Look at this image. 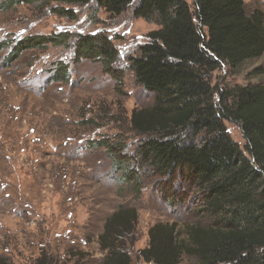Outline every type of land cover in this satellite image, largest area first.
<instances>
[{
	"label": "rangeland",
	"instance_id": "obj_1",
	"mask_svg": "<svg viewBox=\"0 0 264 264\" xmlns=\"http://www.w3.org/2000/svg\"><path fill=\"white\" fill-rule=\"evenodd\" d=\"M137 1L110 16L92 2L79 7L0 0V43H6L0 49V257L9 264H39L45 257L52 264H99L104 253L97 238L119 207L137 213L130 264H147L139 252L155 224L174 222L183 233L202 221L198 195L181 175L157 176L134 158L147 137L133 131L131 114L151 107L154 97L136 83L129 59L159 29L133 17ZM243 2L248 13L264 16V0ZM56 7L72 10L73 17L59 16ZM96 33L118 53L110 71L75 56L72 39L65 46L24 49L16 59L11 53L36 36ZM211 85L216 91L264 85V54L235 70L222 66ZM224 125L243 150L239 127ZM179 264L195 260L184 255Z\"/></svg>",
	"mask_w": 264,
	"mask_h": 264
},
{
	"label": "trees",
	"instance_id": "obj_2",
	"mask_svg": "<svg viewBox=\"0 0 264 264\" xmlns=\"http://www.w3.org/2000/svg\"><path fill=\"white\" fill-rule=\"evenodd\" d=\"M133 1L16 0L41 6L92 2L110 16L123 14ZM191 2L193 9L185 0H138L132 11L134 18L159 27L129 59L136 83L154 97L151 107L131 114L133 131L147 137L134 158L157 176L181 175L202 205V221L186 226L183 233L174 222L152 226L147 248L139 255L147 264H179L184 255L195 264H264V85L221 91L211 85L212 74L222 66L235 70L264 54V16L258 10L248 13L243 0ZM54 13L73 17L63 7ZM71 39L76 41L75 56L111 70L118 53L97 33L36 36L17 43L11 53L16 59L24 49L65 46ZM4 46L1 42L0 49ZM224 122L239 127L243 150ZM136 223V211L127 207H119L105 221L97 238L104 253L99 264H130L127 248ZM40 262L52 264L46 257ZM0 264L9 263L0 257Z\"/></svg>",
	"mask_w": 264,
	"mask_h": 264
}]
</instances>
